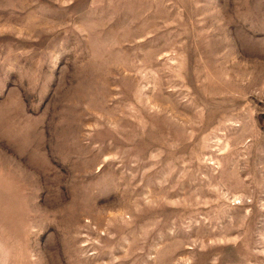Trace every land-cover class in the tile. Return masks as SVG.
I'll use <instances>...</instances> for the list:
<instances>
[{
	"label": "rangeland",
	"instance_id": "obj_1",
	"mask_svg": "<svg viewBox=\"0 0 264 264\" xmlns=\"http://www.w3.org/2000/svg\"><path fill=\"white\" fill-rule=\"evenodd\" d=\"M0 264H264V0H0Z\"/></svg>",
	"mask_w": 264,
	"mask_h": 264
}]
</instances>
